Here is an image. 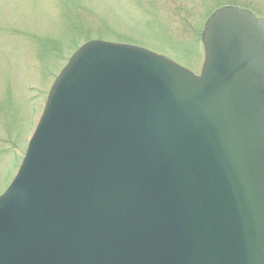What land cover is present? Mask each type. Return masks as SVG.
Returning <instances> with one entry per match:
<instances>
[{
	"label": "water",
	"instance_id": "95a60500",
	"mask_svg": "<svg viewBox=\"0 0 264 264\" xmlns=\"http://www.w3.org/2000/svg\"><path fill=\"white\" fill-rule=\"evenodd\" d=\"M204 41L207 56L201 76L139 46L121 45L126 53L118 48L110 58L115 63L111 68L97 64L104 62L100 56L92 57L108 43L91 41L78 50L58 78L19 180L0 198V264H44L41 261L53 259L55 244L42 248L34 235V241L30 240L29 233L38 224L25 225V211L19 207L32 195L41 198L39 205L45 201L47 206L59 187L71 199V188L81 180L80 174H74L79 153L87 160L80 170H95L88 173L94 190L104 181L114 197L129 192V198L140 201L148 192L164 196V187L153 179H140L139 174L176 162L182 167H204L215 185L228 186L225 208L231 239L241 237L240 228L261 231L257 260L242 264H264V22L246 10L225 7L211 20ZM94 78L99 86L112 80L105 95L119 101L109 102L102 96L66 98L70 89L81 88L76 82L88 85ZM164 86L168 95L175 96L173 90H179L185 104L173 100L164 107L161 101L151 104ZM77 103L82 106L78 111L74 109ZM180 124L186 126L179 129ZM144 135L154 145L150 158L123 169L119 160H109L111 154L131 151L123 142ZM61 151L60 160L45 157ZM176 188L169 184L168 194ZM206 198L198 200L206 202ZM57 209L49 212V222L39 224L45 238ZM142 228L147 230V224ZM144 254L152 264L191 261L182 237L158 219Z\"/></svg>",
	"mask_w": 264,
	"mask_h": 264
},
{
	"label": "rangeland",
	"instance_id": "374dc122",
	"mask_svg": "<svg viewBox=\"0 0 264 264\" xmlns=\"http://www.w3.org/2000/svg\"><path fill=\"white\" fill-rule=\"evenodd\" d=\"M220 2L264 13V0H0V192L14 167L13 146L34 126L25 86L45 87L66 61L64 51L95 36L168 52L198 69V30ZM38 57L46 71L33 68Z\"/></svg>",
	"mask_w": 264,
	"mask_h": 264
}]
</instances>
